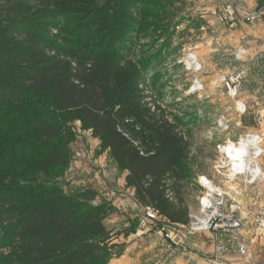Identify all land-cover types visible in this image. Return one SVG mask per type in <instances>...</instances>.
Returning <instances> with one entry per match:
<instances>
[{
    "label": "trees",
    "instance_id": "obj_1",
    "mask_svg": "<svg viewBox=\"0 0 264 264\" xmlns=\"http://www.w3.org/2000/svg\"><path fill=\"white\" fill-rule=\"evenodd\" d=\"M119 1L0 0V249L8 250L0 264H108L118 248L103 223L110 207L91 204L94 191L65 195L23 171L8 175L22 159L32 173L70 161L68 147L55 141L62 127L40 115L38 100L91 130L139 202L170 222H186L180 183L188 142L178 121L146 99L144 75L156 66L135 53L150 4ZM12 115L17 122L4 126ZM24 119L27 127H18ZM16 130L24 136L13 146L4 135ZM143 133L149 144L134 141ZM2 174L29 185H3Z\"/></svg>",
    "mask_w": 264,
    "mask_h": 264
},
{
    "label": "rangeland",
    "instance_id": "obj_2",
    "mask_svg": "<svg viewBox=\"0 0 264 264\" xmlns=\"http://www.w3.org/2000/svg\"><path fill=\"white\" fill-rule=\"evenodd\" d=\"M113 2L120 3L119 0H111L109 4ZM147 2L150 5L145 6L140 16L145 29L135 53L144 52L156 67L145 73L141 87L157 114L162 111L160 114L167 120L178 121V131L188 142L182 159L186 177L180 183L187 210L186 222H170L154 208L139 202L134 188L125 185L126 172L118 169L107 149L100 148V140L92 136L91 130L83 128L79 121L59 114L44 100H38L33 107L43 118L62 127L55 141L68 147L70 161L66 166H55L45 173H32L27 169L26 160L22 159L15 167L9 165L8 175L13 168L23 171L28 178L35 180L34 183H39L43 188L58 187L65 195L94 191L95 197L90 203H106L110 207V213L103 223L112 234L117 235L113 236L112 243L118 248L108 264H175L176 260H179V264H213L216 256L229 264L264 262V231L260 232L254 223L258 217L262 218V212H257L259 208L253 202V190L245 189L241 181L229 182L224 177L223 170L216 167L217 153L213 140L206 134L212 126V114L216 111L217 118L225 110L224 103L212 90L211 82L218 71H228L232 67L231 54L237 48H245L248 53L243 56V65L248 62L250 68L259 69L257 53L264 48V24L261 25L262 29H257V26L264 21L261 19L264 10H256L255 5H247L243 0ZM190 50L197 54L205 71L201 80L206 89L196 94L187 93L193 76L180 63V59H184ZM263 77L258 75L254 80H262ZM208 95L209 104L202 103ZM261 96L264 98V93ZM248 105L247 113L240 118H231V122H241L244 129H264V105L255 99ZM258 115L262 116V120L257 121ZM15 117H6L4 126L15 124ZM23 121H18L17 126L26 128L30 119ZM133 131L140 132L134 126ZM22 136L21 131L16 134L7 132L4 138L14 142L15 146L19 138L23 139ZM135 137L134 141L144 138L145 144H149L144 133ZM202 175L223 189L229 204L240 206L235 215L245 228L235 233L249 242L244 254L231 251L227 256H219L211 231L191 233L190 217L199 214L201 208L199 200L204 189L200 188L197 179ZM4 178L8 180L2 184L8 187L29 185L18 175L14 180L5 175ZM168 195L172 197V194ZM255 196L259 198L257 202L260 207L263 206L264 184L262 188H257ZM7 251L0 249V256H5Z\"/></svg>",
    "mask_w": 264,
    "mask_h": 264
},
{
    "label": "built area",
    "instance_id": "obj_3",
    "mask_svg": "<svg viewBox=\"0 0 264 264\" xmlns=\"http://www.w3.org/2000/svg\"><path fill=\"white\" fill-rule=\"evenodd\" d=\"M247 53L245 48H237L231 54L232 67L228 71H218L214 76L215 79L211 82L212 90L224 103L225 110L217 118L216 111L212 114V126L208 128L206 134L209 139L213 140L217 153L216 167L223 170L224 177L229 182L241 181L245 189L253 190V202L259 208L257 212H262V218L258 219V217L254 223L258 230L263 232L264 205L260 207L257 202L259 198L255 194L257 188H262L264 184V129H244L241 122H231V118H240L247 113L248 102H252L253 99L264 105V98L261 96L264 93L262 75L264 74V48L257 53L259 69L256 70L254 67L250 68L248 62L247 65H243L242 59ZM180 63L184 64L185 70L193 76L187 93L196 94L206 89L205 83L201 80L205 72L204 66L197 54L190 50L185 54L184 59H180ZM258 75L263 77L262 80H254ZM251 78L253 80H249ZM250 82L251 85H249ZM246 95L250 96L249 100ZM209 97L208 95L201 102L209 104ZM258 120H262L261 115L257 116ZM197 180L204 191L202 190V197L199 200L201 205L199 214L190 217L192 218L191 233L211 231L216 240L215 251L219 256H227L231 251L244 254L249 242L237 237L235 233L236 230L245 228L235 215L236 211L241 209L240 206L229 204L223 189L209 177L202 175ZM213 264L229 263L216 256Z\"/></svg>",
    "mask_w": 264,
    "mask_h": 264
},
{
    "label": "crops",
    "instance_id": "obj_4",
    "mask_svg": "<svg viewBox=\"0 0 264 264\" xmlns=\"http://www.w3.org/2000/svg\"><path fill=\"white\" fill-rule=\"evenodd\" d=\"M244 3H246L247 5H255V9L262 11L264 10V0H243ZM264 14V13H263ZM261 19H264V15L262 16ZM262 24H264V21H262V23H260L257 26V29H262ZM175 264H179V260L174 261Z\"/></svg>",
    "mask_w": 264,
    "mask_h": 264
},
{
    "label": "water",
    "instance_id": "obj_5",
    "mask_svg": "<svg viewBox=\"0 0 264 264\" xmlns=\"http://www.w3.org/2000/svg\"><path fill=\"white\" fill-rule=\"evenodd\" d=\"M259 264H264V262H261V263H259Z\"/></svg>",
    "mask_w": 264,
    "mask_h": 264
}]
</instances>
